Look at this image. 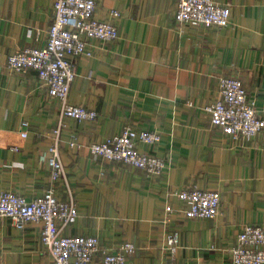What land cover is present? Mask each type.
Returning <instances> with one entry per match:
<instances>
[{"label":"crops","instance_id":"1","mask_svg":"<svg viewBox=\"0 0 264 264\" xmlns=\"http://www.w3.org/2000/svg\"><path fill=\"white\" fill-rule=\"evenodd\" d=\"M95 1L102 21L120 13L119 38L89 42L92 56L76 60L68 103L97 113L94 122H78L61 117V102L37 72L7 70L11 56L47 44L56 0H0V193L43 196L53 185L48 157L58 141L67 181L54 184L56 197L71 195L78 209L63 237H95L111 252L131 243L127 264H232L239 233L264 229V132L233 142L208 108L219 99L220 80L235 78L264 119V0H216L230 7L227 28L180 26L179 0ZM126 129L161 137L138 150L166 161L162 176L90 153ZM188 188L218 193L221 213L186 218L177 194ZM42 231L41 223L18 229L0 218V264H55ZM171 233L179 241L175 256Z\"/></svg>","mask_w":264,"mask_h":264},{"label":"built area","instance_id":"2","mask_svg":"<svg viewBox=\"0 0 264 264\" xmlns=\"http://www.w3.org/2000/svg\"><path fill=\"white\" fill-rule=\"evenodd\" d=\"M98 5L95 0H56L55 22L49 30V39L41 48L25 49L9 58L7 70L23 74L29 70L38 77L52 98L62 104L61 117L78 122H94L97 113L81 106L68 103L71 86L77 77L76 60L91 57V41L112 42L119 38L115 20L121 15L110 12V20L97 18ZM175 20L180 26L227 28L231 24L229 6H222L216 0H179ZM213 125L220 128L233 142L251 139L264 132V119L259 117L255 101L248 98L243 82L235 78L220 80V96L208 108ZM24 128L28 123L23 124ZM60 129L56 131L59 138ZM27 131L22 133L27 138ZM161 137L147 131L124 130L120 135L110 137L101 144L89 147L90 153L110 162L144 170L151 178L163 175L166 161L139 152L138 145L153 147ZM70 147L81 148L75 142ZM48 165L53 185L41 197L29 201L15 193H0V218L9 219L13 226L24 229L29 223L43 224L42 243L55 264H92L96 256L102 264H127L136 247L125 243L111 252L102 249L95 237H63L62 232L76 224L78 209L70 195L67 202L56 197L55 183L67 181L61 159L58 141L49 149ZM188 219H214L221 213V199L218 193L198 188L184 189L177 194ZM170 221L173 215L167 208ZM168 249L173 256L178 251L176 234H169ZM232 264H264V229L246 226L238 235L235 247L230 250Z\"/></svg>","mask_w":264,"mask_h":264}]
</instances>
